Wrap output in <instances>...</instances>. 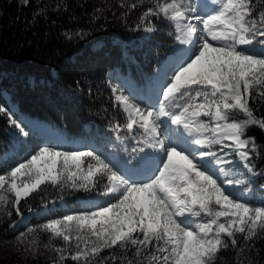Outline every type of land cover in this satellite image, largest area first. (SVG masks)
<instances>
[{"label": "snow or ice", "instance_id": "1", "mask_svg": "<svg viewBox=\"0 0 264 264\" xmlns=\"http://www.w3.org/2000/svg\"><path fill=\"white\" fill-rule=\"evenodd\" d=\"M120 3L127 9L124 24L151 34L142 37L147 46L140 59L125 45L128 69L109 73L126 120L109 116L106 131L74 138L66 126L17 119L0 105L16 129L13 145L40 140L30 158L0 174V202L10 201L23 221L21 198L45 181L102 200L60 216L45 207L49 218L26 228L63 237L56 247L61 264L68 258L91 264L106 248H131L147 264H216L221 249L237 245V233L245 240L264 236V182L257 186L264 144L249 134L250 126L264 129V115L250 104L264 98V0H139L134 25L127 16L136 0ZM157 32L170 42L147 44ZM86 35L84 29L66 33L68 39ZM234 111L243 118H231ZM109 258L121 257L112 251L99 264Z\"/></svg>", "mask_w": 264, "mask_h": 264}, {"label": "trees", "instance_id": "2", "mask_svg": "<svg viewBox=\"0 0 264 264\" xmlns=\"http://www.w3.org/2000/svg\"><path fill=\"white\" fill-rule=\"evenodd\" d=\"M132 2L125 0V4ZM136 2L138 7L127 16L129 24L133 25L141 12L139 0ZM100 9L102 11H98ZM126 10L120 0H29L27 4L23 0H0V72L4 73L0 81V105L10 108L4 94L7 92L23 114L58 128L66 126V134L72 137H85L96 129L106 131L105 122L109 116L124 122L125 114L106 89V76L110 69L123 63L122 47L112 44L111 32L127 36L130 28L123 22ZM94 13L101 19H94ZM160 26L168 27L163 21ZM80 29L87 35L67 38V32L76 33ZM157 38L165 42L171 40L166 33L160 32ZM98 41H104L105 46L101 50H92ZM31 77L35 79L34 85L30 83ZM77 80L81 81L80 85L75 83ZM89 87L91 93L87 91ZM250 104L257 115H264V98L250 100ZM231 118L241 119L243 115L234 111ZM11 130L9 117L0 113V157L8 150ZM249 134L264 144V129L250 126ZM236 162L239 164V159ZM13 165V159L0 163V174ZM257 166H264V159H259ZM261 182L264 177L257 178V184ZM88 196L84 190H72L66 185L62 188L47 182L22 198L20 206L24 215L61 201L69 208H78L79 199ZM63 214L60 211L57 216ZM47 218L46 215L32 217L30 224L41 225ZM12 220L18 223L21 218L10 201L3 202L0 206V264H52L53 259L61 264L56 252V247L65 243L61 237L46 229L40 230V227L29 233L26 225L13 232ZM20 232L25 235L21 237ZM237 237L235 247L229 245L227 249H221L216 264H264V236L245 240L243 234L237 233ZM112 251L121 258L115 262L109 258L106 264H126L128 260L147 264V258L141 261L131 248L127 251L102 249L91 264H99V259ZM63 264L77 262L68 258Z\"/></svg>", "mask_w": 264, "mask_h": 264}, {"label": "rangeland", "instance_id": "3", "mask_svg": "<svg viewBox=\"0 0 264 264\" xmlns=\"http://www.w3.org/2000/svg\"><path fill=\"white\" fill-rule=\"evenodd\" d=\"M145 35V34H144ZM145 41V40H144ZM3 75H4V73H0V81L2 80V78H3ZM113 97V96H112ZM14 104L12 105V109L14 108ZM13 111H14V116L17 118V119H21V117H20V114L17 112V111H15L14 109H13ZM10 119V118H9ZM12 126V125H11ZM53 127V126H52ZM55 127V126H54ZM16 131V129L12 126V131H11V133H10V143H9V146H8V154L6 155V156H4V157H2V158H0V162H3V161H5L6 159H12L13 158V166H15V164L16 163H18V162H23V160L25 159V158H30V156H29V152H33V150L34 149H37V144L38 143H40V140H29L28 142H27V144L22 148L20 145H13V143H12V133L13 132H15ZM43 137H41V139H42ZM113 139H115V137L113 136ZM19 148H21V150H20V152L18 151V149ZM121 153L123 154V155H127V153L126 152H124L123 151V149H121ZM33 154H34V152H33ZM237 159H239V158H237ZM234 163H236L237 164V162L236 161H234ZM237 165H239V164H237ZM27 177H21L20 179L21 180H24V179H26ZM47 182H50V181H45V182H43L41 185H43V184H45V183H47ZM40 185V186H41ZM258 186V185H257ZM36 189H34L32 192H34ZM31 192V193H32ZM30 193V194H31ZM14 194L13 193H11V192H5V197L6 198H8V197H11V196H13ZM22 198H24V197H22ZM21 198V199H22ZM260 200V197L258 196V195H256V196H254L253 197V200H252V202L253 203H257L258 201ZM7 201V200H6ZM78 203L80 204V208H77V206L75 207H73V208H69V206L67 205V203L66 202H60V204H56V203H52V205H51V207H49V208H52V213H51V215L52 216H57L58 214H59V212L61 211V212H63L64 214H67V213H70V212H72V211H76V210H80L81 208H83V207H85L87 204H89V203H92L91 201H89L88 199H86V198H82V199H80L79 201H78ZM2 204H3V202H0V206H2ZM40 213L39 215H37V213ZM38 212H31L30 214H28V215H25L24 217H26V219H24L23 221H21L20 220V222L18 223V224H16L15 226H12V228H11V231H13V232H18V231H20V226L21 225H26V227L28 228L29 226H31V224H30V220H31V218L32 217H37V218H40L42 215H47V216H49V214L48 213H44V212H42V211H38ZM40 230H45V229H43V228H40ZM48 232H51L50 230H48ZM37 233V232H36ZM72 234H73V245H74V243H75V228H73L72 229ZM56 237H61L62 239H63V237L62 236H56ZM57 252V251H56ZM57 255L59 256V254L57 253Z\"/></svg>", "mask_w": 264, "mask_h": 264}, {"label": "built area", "instance_id": "4", "mask_svg": "<svg viewBox=\"0 0 264 264\" xmlns=\"http://www.w3.org/2000/svg\"><path fill=\"white\" fill-rule=\"evenodd\" d=\"M143 36H144L143 30L136 35H134L133 32H130L129 38H127V40L124 41V46L127 45L130 54L135 55L137 59L138 56H141V52L144 50V39L142 38ZM117 40L118 38L116 39V41ZM127 62L129 61L127 60Z\"/></svg>", "mask_w": 264, "mask_h": 264}, {"label": "bare ground", "instance_id": "5", "mask_svg": "<svg viewBox=\"0 0 264 264\" xmlns=\"http://www.w3.org/2000/svg\"><path fill=\"white\" fill-rule=\"evenodd\" d=\"M13 109H14L15 111H17V112L20 114L21 119H24L25 121H36V122H39V123H41V124L47 125L49 128H52V125H50V124L47 123V122L40 121V120H38V119H33V118L29 117V116L24 115L16 105L14 106ZM53 127H54V126H53ZM7 154H8V153H7ZM7 154H6V155H7Z\"/></svg>", "mask_w": 264, "mask_h": 264}]
</instances>
